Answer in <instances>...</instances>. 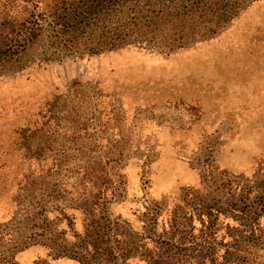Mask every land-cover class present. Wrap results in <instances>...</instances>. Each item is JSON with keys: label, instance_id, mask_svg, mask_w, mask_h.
<instances>
[{"label": "rangeland", "instance_id": "rangeland-1", "mask_svg": "<svg viewBox=\"0 0 264 264\" xmlns=\"http://www.w3.org/2000/svg\"><path fill=\"white\" fill-rule=\"evenodd\" d=\"M76 1L0 0V43ZM227 1L169 54L0 46V264H264V0Z\"/></svg>", "mask_w": 264, "mask_h": 264}, {"label": "trees", "instance_id": "trees-1", "mask_svg": "<svg viewBox=\"0 0 264 264\" xmlns=\"http://www.w3.org/2000/svg\"><path fill=\"white\" fill-rule=\"evenodd\" d=\"M227 0H78L63 15L29 13L1 42L2 54L33 47L47 25L52 51L86 57L127 48L169 54L213 38L248 4ZM60 51V52H59ZM13 68V67H12ZM21 68H13L17 73Z\"/></svg>", "mask_w": 264, "mask_h": 264}, {"label": "crops", "instance_id": "crops-1", "mask_svg": "<svg viewBox=\"0 0 264 264\" xmlns=\"http://www.w3.org/2000/svg\"><path fill=\"white\" fill-rule=\"evenodd\" d=\"M44 251V250H43ZM34 258H36L37 260L38 259H43V258H50V259H53L54 261H55V264L57 263V262H60V260H62V259H59V258H63V259H65V260H71V261H73V260H75V261H77L76 259H74V258H71V257H64V256H59V257H54V258H52L51 256H50V254H49V252H48V250H47V252L45 253V252H43V253H36V255H34ZM57 260V261H56Z\"/></svg>", "mask_w": 264, "mask_h": 264}]
</instances>
